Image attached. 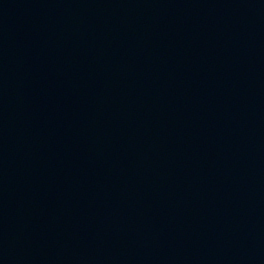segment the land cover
<instances>
[{
    "label": "water",
    "instance_id": "95a60500",
    "mask_svg": "<svg viewBox=\"0 0 264 264\" xmlns=\"http://www.w3.org/2000/svg\"><path fill=\"white\" fill-rule=\"evenodd\" d=\"M0 264H264V0H0Z\"/></svg>",
    "mask_w": 264,
    "mask_h": 264
}]
</instances>
